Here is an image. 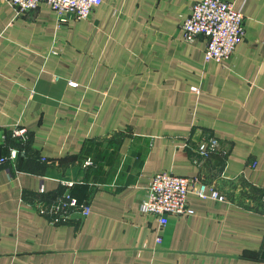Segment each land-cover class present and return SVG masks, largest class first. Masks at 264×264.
<instances>
[{"label": "crops", "instance_id": "0c3cea01", "mask_svg": "<svg viewBox=\"0 0 264 264\" xmlns=\"http://www.w3.org/2000/svg\"><path fill=\"white\" fill-rule=\"evenodd\" d=\"M102 1L65 23L0 1V157L19 152L0 167V264H264V0L235 1L246 35L225 63L185 39L200 0ZM210 136L228 154L197 160ZM162 171L226 200L190 194L195 214L161 229L140 207ZM67 196L84 221L36 208Z\"/></svg>", "mask_w": 264, "mask_h": 264}, {"label": "built area", "instance_id": "2783aa9c", "mask_svg": "<svg viewBox=\"0 0 264 264\" xmlns=\"http://www.w3.org/2000/svg\"><path fill=\"white\" fill-rule=\"evenodd\" d=\"M9 3L17 15L36 10L41 5L51 8L59 18L60 23L89 19L93 11L102 5V0H0ZM236 0H200L192 7L190 16L182 25L186 41L193 42L197 37L207 39L205 49L206 61L225 63L235 52L238 43L245 37V17L242 11L236 8ZM13 137L28 141L25 129H14ZM6 136H2V141ZM188 147V146H187ZM193 152L197 160H206L216 153L228 154L227 147L216 137L203 138L196 145ZM17 150L12 151L9 157H0V167L13 166L18 157ZM88 161L86 166H91ZM208 184L199 178H188L174 175L171 172L157 173L147 188V198L141 204V211L152 216L159 223L161 229L169 224L170 217L191 216L195 211L190 207L188 196L194 194L200 199H212L223 202L225 196L214 190L209 194ZM41 215L50 217L52 224L73 221L74 214L84 221L91 213V206L79 205L69 196L58 203L48 205L40 202L36 205ZM69 209L75 212H69ZM161 241V238H159Z\"/></svg>", "mask_w": 264, "mask_h": 264}, {"label": "trees", "instance_id": "16d2710c", "mask_svg": "<svg viewBox=\"0 0 264 264\" xmlns=\"http://www.w3.org/2000/svg\"><path fill=\"white\" fill-rule=\"evenodd\" d=\"M14 139H15V138H14ZM14 141H15V143H17V144H19V145H21V143H22L20 154H22L23 152L26 153V151H27V153H28V150H26V149H28V148H27V146H28V142L24 143V142H22V140H19V139H15ZM19 142H20V143H19ZM27 153H26V154H27ZM6 157H7V156H6Z\"/></svg>", "mask_w": 264, "mask_h": 264}]
</instances>
